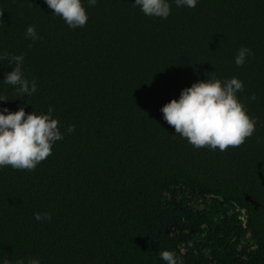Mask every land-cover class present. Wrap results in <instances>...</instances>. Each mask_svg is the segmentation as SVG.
Wrapping results in <instances>:
<instances>
[{
  "label": "trees",
  "instance_id": "trees-1",
  "mask_svg": "<svg viewBox=\"0 0 264 264\" xmlns=\"http://www.w3.org/2000/svg\"><path fill=\"white\" fill-rule=\"evenodd\" d=\"M83 2L88 21L72 29L44 0H0V52L23 54L37 82L16 97L0 60V107L51 106L64 133L34 170L0 168V264H165L162 250L180 264H264V0L172 3L167 19L132 0ZM241 47L252 55L237 67ZM212 73L243 82L256 119L225 151L194 148L160 111Z\"/></svg>",
  "mask_w": 264,
  "mask_h": 264
},
{
  "label": "clouds",
  "instance_id": "clouds-1",
  "mask_svg": "<svg viewBox=\"0 0 264 264\" xmlns=\"http://www.w3.org/2000/svg\"><path fill=\"white\" fill-rule=\"evenodd\" d=\"M52 13L61 17L72 29L82 28L88 21L83 0H44ZM97 0H87L89 7H95ZM133 7L148 17L167 19L171 14L172 3L176 7L195 8L198 0H132ZM26 38L33 42L40 37L35 26L29 25ZM252 55L248 47L237 50L234 63L241 67ZM0 60H7L11 71L2 80L15 89L16 97L31 96L37 91V82L29 80L23 70V54L0 52ZM244 89L243 82L233 76L221 80L214 73L206 80H198L181 89L178 98L163 104L160 111L163 119L174 127L175 133L186 139L194 148L225 151L229 147H239L255 131L256 119L250 117L247 109L238 98ZM0 95V102L7 100ZM256 99L255 94L251 96ZM54 109L47 112H25L24 106L10 111L0 107V168L10 166L16 170H34L37 165L52 154V147L64 138L60 122L53 117ZM74 131L69 125L66 132ZM36 221L51 219L50 212L34 213ZM160 258L165 264H180L175 253L162 250ZM3 264H8L4 261ZM16 264H41L38 257L17 260Z\"/></svg>",
  "mask_w": 264,
  "mask_h": 264
}]
</instances>
